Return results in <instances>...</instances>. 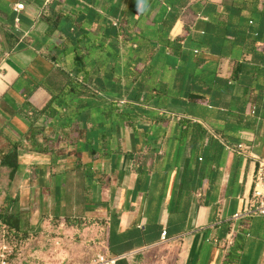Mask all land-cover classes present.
Segmentation results:
<instances>
[{
	"label": "crops",
	"instance_id": "crops-1",
	"mask_svg": "<svg viewBox=\"0 0 264 264\" xmlns=\"http://www.w3.org/2000/svg\"><path fill=\"white\" fill-rule=\"evenodd\" d=\"M259 161L264 0H0V187L117 264H264Z\"/></svg>",
	"mask_w": 264,
	"mask_h": 264
},
{
	"label": "rangeland",
	"instance_id": "rangeland-1",
	"mask_svg": "<svg viewBox=\"0 0 264 264\" xmlns=\"http://www.w3.org/2000/svg\"><path fill=\"white\" fill-rule=\"evenodd\" d=\"M49 191L34 188L21 199L23 211L30 221L28 234L18 233L0 219V264L5 247L8 264H58L61 261L62 264H79L86 263L101 251L100 232L95 235L92 230L85 231L90 225L85 219L63 218L61 213H55L54 196ZM3 200L1 196L0 210ZM59 224H62L60 231ZM36 225L50 230L45 234L34 232L32 228Z\"/></svg>",
	"mask_w": 264,
	"mask_h": 264
},
{
	"label": "built area",
	"instance_id": "built-area-1",
	"mask_svg": "<svg viewBox=\"0 0 264 264\" xmlns=\"http://www.w3.org/2000/svg\"><path fill=\"white\" fill-rule=\"evenodd\" d=\"M16 11L24 9V4L20 3L15 6ZM115 24V23H114ZM244 208L242 212L236 215V218L241 216H264V162L259 161L258 170L255 176L253 190L251 195L243 199ZM166 232L163 233V240L166 239ZM234 243V233H230L226 238L225 250L230 249ZM7 247L1 254V264H8V255L6 254ZM119 257H110L104 251L97 252L86 263L79 264H117Z\"/></svg>",
	"mask_w": 264,
	"mask_h": 264
},
{
	"label": "trees",
	"instance_id": "trees-1",
	"mask_svg": "<svg viewBox=\"0 0 264 264\" xmlns=\"http://www.w3.org/2000/svg\"><path fill=\"white\" fill-rule=\"evenodd\" d=\"M55 112V111H54ZM54 112L50 113V116L53 117ZM52 140V139H51ZM53 148L52 142H48ZM17 152L11 151L9 154L2 157L1 164L3 166H10L14 169L17 167ZM15 175L14 171L11 173V178ZM3 196L4 200L0 210V219L1 223L8 226L9 228L18 231V233L28 234L27 229L30 227V221L28 216L25 214L22 208L20 196L17 195L13 197L9 192L2 187H0V197Z\"/></svg>",
	"mask_w": 264,
	"mask_h": 264
}]
</instances>
